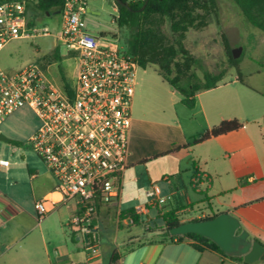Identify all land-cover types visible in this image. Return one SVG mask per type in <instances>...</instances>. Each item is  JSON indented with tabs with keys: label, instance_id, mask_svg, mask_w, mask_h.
<instances>
[{
	"label": "crops",
	"instance_id": "1",
	"mask_svg": "<svg viewBox=\"0 0 264 264\" xmlns=\"http://www.w3.org/2000/svg\"><path fill=\"white\" fill-rule=\"evenodd\" d=\"M50 14L35 13L30 5L27 9L30 24H35L31 20L35 17L53 31L52 36L38 40H50L56 59L60 23ZM256 41L248 57H242V50L240 77L234 69L216 88L198 92L193 109L183 104L180 93L156 71L144 70L137 77L125 174L145 170V192L157 184L168 198L163 207H149V212L140 216L153 212L151 218L162 227L163 214L174 211L181 216L192 206L205 210L207 216L230 212L240 220L241 230L264 246V37ZM70 60L75 61L72 52ZM77 71L75 65L74 83ZM69 87L65 80L59 89ZM141 100L146 104L144 110L139 106ZM233 119L242 123L240 129L195 142L201 134ZM25 154L27 175L17 174L11 163L0 167V264H110L116 250L122 254L118 264H247L209 250L199 252L190 241L170 244L165 231L152 230L150 223L142 236L122 239V228L134 224L130 218L121 220V212L145 204L141 201L145 192L138 194L137 203L129 208H122L120 200L99 209L92 229L99 235L95 242L99 252L92 258L84 240H77L82 233L68 226L77 209L76 199L56 204L44 219H38L35 203L49 197L61 199V195L45 164L31 151ZM135 181L142 182L138 177ZM66 226L72 231L74 246L68 244ZM102 228L113 233L107 246L101 244ZM253 264H264V260Z\"/></svg>",
	"mask_w": 264,
	"mask_h": 264
},
{
	"label": "built area",
	"instance_id": "2",
	"mask_svg": "<svg viewBox=\"0 0 264 264\" xmlns=\"http://www.w3.org/2000/svg\"><path fill=\"white\" fill-rule=\"evenodd\" d=\"M31 1L0 0V52L16 40L53 35L50 27L28 22ZM89 1L67 0L59 11L58 38L77 61L73 87L57 88L36 62L14 74L0 69V127L19 110H33L40 126L29 138V146L54 176L61 195V199L49 197L35 203L38 219H44L56 204L76 199L77 209L68 226L79 233L92 231L100 208L121 200L139 68L118 45L103 44L107 38L88 31ZM109 25L116 27L114 20ZM9 165L0 155V167ZM145 196L148 202L135 208L138 215L168 202L157 184ZM87 250L92 258L99 252L95 243Z\"/></svg>",
	"mask_w": 264,
	"mask_h": 264
},
{
	"label": "rangeland",
	"instance_id": "3",
	"mask_svg": "<svg viewBox=\"0 0 264 264\" xmlns=\"http://www.w3.org/2000/svg\"><path fill=\"white\" fill-rule=\"evenodd\" d=\"M29 5L33 12L42 14L37 6L36 0H32ZM88 7L94 11L100 12L99 19L101 23L109 25L113 20L116 23L118 9L115 0H90L88 2ZM115 9H117V11H115ZM196 13L202 16L200 21H203L204 25L196 29L189 28L187 30L184 46L192 56L199 58L205 69L210 72L217 73L220 70L228 69L227 74H234V68L229 69L228 66L225 38H227L233 47L232 54L234 51L242 49L244 50L242 57H248L253 47L256 45V40L259 37H264V32L249 24L238 7L230 0H216L215 9H210L205 13L198 10ZM50 16L55 22H58V24L60 23L61 17L59 14L52 13ZM31 20L39 26L43 23V21L35 17ZM43 20L48 21L47 23L49 24V18L45 17ZM88 31L95 36L101 35L107 38L108 40H103V44H116L124 51L128 52H130L129 41L137 34L135 30L129 28H118L117 26L113 29H109L101 25L96 26L93 24L88 25ZM175 37V34L171 30L170 22L165 21L152 40L158 43H166L173 41ZM259 52L261 53V50ZM57 53L60 55L59 60L55 59L53 56L54 47L49 39L16 40L11 42L5 51L0 54V69L7 73L14 74L28 64L36 62L42 65L48 78L53 81L58 88L63 87L65 80L69 82L70 87H73V76L75 74V65L77 66V61L76 59L75 61L70 60V52L61 41L57 47ZM144 70L154 74L155 67L151 65L147 66L145 69L139 67L137 70V77ZM193 70L200 77L203 76L202 70L197 68ZM65 76L66 79L64 80L63 77ZM139 106L144 110L146 106L145 101L141 100ZM39 126L40 120L37 115L32 109L26 107L9 117L0 127V133H4L9 140H19L18 142L21 143V146L17 147L8 140L0 141V155L10 161L12 169L19 175H27V167L23 165L22 155L25 154L27 150L35 155L29 146V138ZM135 177H138L142 182H136ZM122 184L123 193L120 204L122 208H129L137 203V195L145 192V187L148 184L147 173L145 170H139L137 175L127 172V174L123 176ZM142 196L141 201H143V203L148 202V199L144 195ZM192 207L194 209L192 208L189 212H184L181 215V220L183 222L191 218L199 219L207 216L205 210L201 208L197 209L194 206ZM189 208L191 207L189 206ZM160 213L156 215L160 216ZM151 217H153V212H150L148 217L141 216L139 223L131 227L122 228L120 231L121 238L142 236L145 234L148 223H150V228L152 230H162L161 223ZM64 230L67 234L69 246H74L72 231L68 226H66ZM101 234V244L107 246L109 238L113 233L111 231L106 233L105 229L102 228Z\"/></svg>",
	"mask_w": 264,
	"mask_h": 264
},
{
	"label": "trees",
	"instance_id": "4",
	"mask_svg": "<svg viewBox=\"0 0 264 264\" xmlns=\"http://www.w3.org/2000/svg\"><path fill=\"white\" fill-rule=\"evenodd\" d=\"M40 10L53 13L60 11L67 0H36ZM128 7L116 3L118 17L116 27L129 28L136 31V36L129 41L127 54L134 57L139 67L146 68L154 66L158 75L182 96V102L189 109L196 106V94L203 90L214 89L225 78L228 69L220 70L217 73L205 69L202 61L190 54L184 46L185 34L189 28H199L204 25L198 10L204 13L216 8V0H148L144 3H133L130 0H121ZM240 10L246 21L255 28L264 32V0H230ZM169 21L175 39L166 43H158L152 39L161 29L162 23ZM115 36V35H114ZM225 47L228 57V66L234 68L240 77L239 63L241 57L235 59L232 54V46L225 38ZM55 57L59 60L56 53ZM202 70L200 77L193 69ZM242 127V123L236 119L223 121L218 126L201 134L195 142H203L214 137L236 131ZM15 146H21L18 141L9 140ZM217 214L205 216L204 218L193 219V221L210 219ZM140 215L135 209H128L121 212L120 219L130 218L133 224L140 222ZM163 221L162 229L168 237L170 244H181L190 241L193 248L199 252L206 250L226 256L223 251L211 240L198 234H187L184 236H172L170 229L182 223L181 216L174 211L167 212L161 216ZM227 257V256H226ZM122 254L114 251L110 264H118ZM244 262L242 257H229Z\"/></svg>",
	"mask_w": 264,
	"mask_h": 264
},
{
	"label": "water",
	"instance_id": "5",
	"mask_svg": "<svg viewBox=\"0 0 264 264\" xmlns=\"http://www.w3.org/2000/svg\"><path fill=\"white\" fill-rule=\"evenodd\" d=\"M121 6L128 5L121 0H115ZM58 13H60L58 11ZM100 12L88 8L87 18L96 26H104L111 29L108 24L101 23L99 20ZM242 49L233 52L235 59L239 58ZM0 141H7V137L0 133ZM240 220L230 212H222L210 219L198 221H187L181 223L177 227L170 229L172 236H184L187 234H198L212 242H214L228 257H242L247 264H253L260 260H264V246L257 240L250 239L249 233L241 230ZM241 230V231H239ZM82 239L87 245L94 244L99 240V235L96 231H85L77 240Z\"/></svg>",
	"mask_w": 264,
	"mask_h": 264
},
{
	"label": "flooded vegetation",
	"instance_id": "6",
	"mask_svg": "<svg viewBox=\"0 0 264 264\" xmlns=\"http://www.w3.org/2000/svg\"><path fill=\"white\" fill-rule=\"evenodd\" d=\"M40 12L43 14V13H47V12H45V11H42V10H40ZM100 20V19H99ZM87 21L88 22H91V20H89V18H87ZM101 21V20H100ZM103 22V21H102Z\"/></svg>",
	"mask_w": 264,
	"mask_h": 264
}]
</instances>
